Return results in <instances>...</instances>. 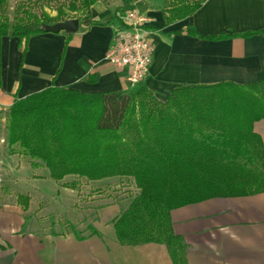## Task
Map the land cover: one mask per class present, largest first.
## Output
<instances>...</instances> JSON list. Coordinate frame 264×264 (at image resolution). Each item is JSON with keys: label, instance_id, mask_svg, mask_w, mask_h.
<instances>
[{"label": "crops", "instance_id": "1", "mask_svg": "<svg viewBox=\"0 0 264 264\" xmlns=\"http://www.w3.org/2000/svg\"><path fill=\"white\" fill-rule=\"evenodd\" d=\"M134 1L97 0L73 34L44 33L26 43L3 37L0 114L16 99L52 86L81 94L146 89L166 100L179 87L249 85L264 79V34L234 36L264 31V0H205L192 15L169 23V2L165 6V0H142L137 14L152 18L144 29L151 33L154 52L146 79L130 85L127 69L111 66L105 55L115 29L128 24L124 8L130 9ZM221 35L228 38L210 39ZM253 132L264 148V120L254 123ZM13 157L0 159L8 180L49 179H32L28 165L22 167ZM125 210L103 208L94 233L78 236L68 231L38 233L25 222L20 205H2L0 264H173L163 244H119L112 221ZM170 220L184 244L186 264H264V193L186 205L172 210Z\"/></svg>", "mask_w": 264, "mask_h": 264}, {"label": "trees", "instance_id": "2", "mask_svg": "<svg viewBox=\"0 0 264 264\" xmlns=\"http://www.w3.org/2000/svg\"><path fill=\"white\" fill-rule=\"evenodd\" d=\"M8 1L0 0V46L3 37L26 43L56 23L79 24L97 0L69 2L73 13L85 10L82 18H65L60 5L56 19L26 10L10 19ZM204 1L173 0L166 22L192 15ZM255 34L264 31L234 36ZM7 112L9 154L35 161L32 166L45 168L52 180L131 179L137 194L113 224L116 238L124 246L163 244L173 264L186 261L184 244L172 231V210L264 193V148L253 132L264 120V79L179 87L165 102L146 89L81 94L52 86L16 99Z\"/></svg>", "mask_w": 264, "mask_h": 264}, {"label": "rangeland", "instance_id": "3", "mask_svg": "<svg viewBox=\"0 0 264 264\" xmlns=\"http://www.w3.org/2000/svg\"><path fill=\"white\" fill-rule=\"evenodd\" d=\"M70 1L72 0H39L35 3H28L25 0H9L7 14L12 19L15 13H19L21 17L23 11L26 10L36 16L46 13L56 19L58 8L60 5H64L65 18L73 16L82 18L85 10L80 8L78 12L73 13L68 10ZM160 1L163 0H153L155 3ZM165 1L166 6L168 2L170 3L173 0ZM186 1L192 3L202 0ZM129 11L128 7L124 8L126 14ZM137 16L141 17L145 24L152 20L147 13L141 14L138 11ZM158 100L166 101L160 98ZM7 111L0 114V159L4 160L6 156H14L13 158L19 160L22 167L28 165L25 167L29 168L28 171L31 173L32 179H42L43 177L51 179L45 168L32 166L35 161L17 153L9 154L6 139ZM0 174H2L0 181V207L2 205H20L24 212L25 222L29 223L30 227L33 226L38 233L68 231L78 236L93 234L94 222L97 224L102 223L100 212L103 208L115 205L123 211L137 194L133 181L126 178H109L91 182L69 176L57 182L52 179H48L46 182H34L31 180L29 182H14V179L8 180V173L4 172L1 166ZM72 183H75V189L70 187ZM115 220L112 221V224H114Z\"/></svg>", "mask_w": 264, "mask_h": 264}, {"label": "built area", "instance_id": "4", "mask_svg": "<svg viewBox=\"0 0 264 264\" xmlns=\"http://www.w3.org/2000/svg\"><path fill=\"white\" fill-rule=\"evenodd\" d=\"M142 0H135L126 14L129 20L123 28H116L113 42L105 61L117 69H127L126 81L130 85L142 83L152 62L154 45L150 32L144 29V20L137 16V7Z\"/></svg>", "mask_w": 264, "mask_h": 264}, {"label": "water", "instance_id": "5", "mask_svg": "<svg viewBox=\"0 0 264 264\" xmlns=\"http://www.w3.org/2000/svg\"><path fill=\"white\" fill-rule=\"evenodd\" d=\"M48 33L58 34L60 32H64L67 34H73L78 30V21L77 20H69L62 23H56L52 26L46 27Z\"/></svg>", "mask_w": 264, "mask_h": 264}]
</instances>
